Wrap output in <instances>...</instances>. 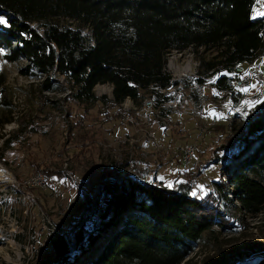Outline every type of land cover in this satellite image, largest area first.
I'll return each mask as SVG.
<instances>
[{"label":"trees","instance_id":"obj_1","mask_svg":"<svg viewBox=\"0 0 264 264\" xmlns=\"http://www.w3.org/2000/svg\"><path fill=\"white\" fill-rule=\"evenodd\" d=\"M256 2L0 0L6 21L0 24L1 56L5 63L25 61L17 72L38 81L41 92L66 91L65 99L78 105L104 99L94 96V88L111 85L112 99L106 103L111 108L126 98L137 104L144 92L164 100L160 89L173 84L165 72L172 50L215 48L217 55L203 63L204 73L216 71L214 86L236 102L232 67L249 66L264 49V17L251 16ZM59 19L69 23L61 25ZM6 123L9 119L0 115V128ZM215 153L213 165L219 168L208 191L193 193L189 187L201 163L195 171H177L170 185L130 176L102 178L93 196L85 198L86 211L70 223L71 237L62 231L49 234L52 257L44 264H180L207 233L233 229L220 203L230 193L241 214L260 213L264 95L239 137L227 136ZM251 254L252 264L263 259L264 241Z\"/></svg>","mask_w":264,"mask_h":264},{"label":"rangeland","instance_id":"obj_2","mask_svg":"<svg viewBox=\"0 0 264 264\" xmlns=\"http://www.w3.org/2000/svg\"><path fill=\"white\" fill-rule=\"evenodd\" d=\"M261 13L264 0H257L251 16L261 19ZM59 23L69 22L59 19ZM1 53L0 115L9 123L0 128V264H44L52 257L49 234L62 231L71 237L70 223L86 211L85 198L93 196L102 178L120 177L122 170L140 182L170 185L177 171L187 169L176 149L183 144L196 146L198 166L202 165L190 189L193 193L212 189L210 182L219 168L213 165L215 150L227 136L239 137L264 95V49L249 66L241 65L242 84L233 81L236 102L214 86L216 71L204 73L203 63L213 60L215 48L172 50L166 72L178 75L182 105L166 128L155 123L156 110H143L149 122L142 127L152 135L148 140L144 131L135 133L120 121L114 114L119 107L108 108L111 85L94 88V96L104 99L78 105L65 99L66 91L41 92L38 81L17 72L25 61L5 63ZM58 78L64 84L62 76ZM142 97L135 106L154 99L146 92ZM119 165L126 167H115ZM39 174L45 188L26 184ZM220 203L235 226L204 235L180 264L255 261L251 252L264 241V209L255 216L239 214L231 193Z\"/></svg>","mask_w":264,"mask_h":264},{"label":"built area","instance_id":"obj_3","mask_svg":"<svg viewBox=\"0 0 264 264\" xmlns=\"http://www.w3.org/2000/svg\"><path fill=\"white\" fill-rule=\"evenodd\" d=\"M169 69L174 70V68H169ZM165 72H166V66H165ZM242 73H243V67L241 66L240 63H237L234 67H232L231 75L232 77H235L234 81L236 85L242 84V81L240 80V75H242ZM177 76L172 74L171 81L173 84L169 87H166V89L163 90L160 89V94L163 97H165L164 100L162 101L160 100L159 102H157L155 99L153 100L146 99L141 103L139 107H137L135 106L136 103H134L133 100L126 98L124 102L119 106V110L114 111V114L116 112V114L120 116V121L122 123L130 124L134 128L135 133L144 131L147 139L151 140L152 139L151 133H149L148 130L142 127L144 123L149 122L148 116L145 115L143 110L145 108H147L148 110H153V109L156 110V115L154 116L156 119L155 123H157L162 128L168 127L171 116L175 113H178L182 105L180 99V91H179L181 82L180 83L177 82L176 80ZM126 101L129 102V104ZM176 149L180 154L182 164L187 168H191L193 170L196 169L199 163L196 146L192 145L191 143H188V144H183V146L178 147ZM122 172H123L122 170L119 171V176L121 177L124 176V173ZM43 183H44V177L41 174H39L31 178L29 182H27L26 184L31 186H37L43 189L45 188ZM233 203L238 205L234 201V199H233ZM234 207L235 210L237 211L235 205H233V208ZM237 213L241 214L239 211H237Z\"/></svg>","mask_w":264,"mask_h":264},{"label":"water","instance_id":"obj_4","mask_svg":"<svg viewBox=\"0 0 264 264\" xmlns=\"http://www.w3.org/2000/svg\"><path fill=\"white\" fill-rule=\"evenodd\" d=\"M240 264H252V262L250 260H244ZM257 264H264V258L258 261Z\"/></svg>","mask_w":264,"mask_h":264},{"label":"snow or ice","instance_id":"obj_5","mask_svg":"<svg viewBox=\"0 0 264 264\" xmlns=\"http://www.w3.org/2000/svg\"><path fill=\"white\" fill-rule=\"evenodd\" d=\"M261 15H264V13H261ZM6 23L5 19L3 17H0V24ZM0 52H2V49H0ZM243 91H247V88L243 89Z\"/></svg>","mask_w":264,"mask_h":264},{"label":"bare ground","instance_id":"obj_6","mask_svg":"<svg viewBox=\"0 0 264 264\" xmlns=\"http://www.w3.org/2000/svg\"><path fill=\"white\" fill-rule=\"evenodd\" d=\"M0 175H2L1 171H0Z\"/></svg>","mask_w":264,"mask_h":264}]
</instances>
